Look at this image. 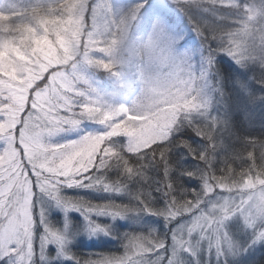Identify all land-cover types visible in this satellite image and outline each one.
I'll return each mask as SVG.
<instances>
[{"label": "snow or ice", "instance_id": "snow-or-ice-1", "mask_svg": "<svg viewBox=\"0 0 264 264\" xmlns=\"http://www.w3.org/2000/svg\"><path fill=\"white\" fill-rule=\"evenodd\" d=\"M170 2L201 41L198 62L190 51H178L177 36L163 23L151 33L143 30L133 42L132 29L140 31L147 0L128 5L0 0V259L8 264H36L37 257L40 264H54L58 257L72 264H182V254L195 258L206 249L227 264V256L264 243V139H246L240 151L218 163L225 121L209 103L222 91L218 55L242 69H257L253 78L264 86V25L245 26L240 14L246 9L264 16V0H240V9L227 16L222 13L232 8V0ZM193 9L233 27L194 20ZM137 69L140 86L130 94L128 77ZM86 123L100 130L84 132ZM185 127L206 147L193 148L184 139L173 143ZM73 131L82 135L53 143ZM180 147L198 164L179 175L199 180V190L170 178L176 170L170 153ZM151 169L163 178H150ZM113 171L116 176L109 178ZM132 183L148 187L130 192ZM65 188L127 192L135 203H92L64 196ZM153 191L161 194L163 207L154 206ZM42 197L65 214L80 213L91 231L105 235L110 229L93 216L115 221L147 214L162 218L166 227L187 219L171 230L170 246L155 230L125 233L122 256L83 259L68 254V222L63 231L54 230ZM233 220L250 230L247 247L228 231ZM50 246L57 256L48 255Z\"/></svg>", "mask_w": 264, "mask_h": 264}, {"label": "rangeland", "instance_id": "rangeland-1", "mask_svg": "<svg viewBox=\"0 0 264 264\" xmlns=\"http://www.w3.org/2000/svg\"><path fill=\"white\" fill-rule=\"evenodd\" d=\"M135 2H137V0H115V3L118 5H128ZM171 5L170 0H147V4L145 6L147 8L145 11H142L140 31L145 29L147 22L153 17H161V12H164L166 15H172L174 13L179 14L171 8ZM157 9H160V12H155ZM190 15L193 16V10ZM197 41L198 40L194 39L192 43ZM220 61L224 62L229 67L223 70L224 76H222V79L219 72L221 89L227 94L226 101L223 105H216V107L213 108V113L221 115L225 121L221 137L224 146L216 153V158H219L221 161L222 158L227 157L234 152L240 151L244 147V143L240 138L242 137L241 134L243 133L242 131L244 128L248 130L246 132L259 134L262 139V130H264V101H262V86L256 82V79L253 78L254 74L258 71L257 69L254 67L242 69L226 55H218L216 57V66ZM217 69L218 71L220 70L218 67ZM98 78L103 79V74H99ZM38 83L43 84L42 81H39ZM225 87L228 91L225 90ZM83 128L84 132L100 130L98 125L91 123H86ZM185 128H183L182 131ZM80 135H82L81 132L73 131L67 135H60L56 137L53 140V143H62L68 140H73L78 138ZM176 135L177 133L172 137L173 143L177 141ZM247 138H249V136H247ZM121 143H123V141H121ZM189 143L192 145V141ZM192 147L196 148V145L193 144ZM176 149L178 148H175V150ZM189 158L191 159V156ZM186 163V161H183L181 166H187ZM32 178L35 179V177ZM199 187L200 182L196 185H192L190 189L199 190ZM137 190L138 189L131 190L129 187L130 192H135ZM36 191L38 192V189H36ZM63 195L74 199L82 198L92 203H104L109 201H115L116 203L127 205L135 203V201L131 200L130 195L127 192L121 194H109L99 190L65 188L63 190ZM41 199L45 201L42 206L46 207L50 226L54 230L63 231L65 221L68 222V230L65 233L66 239L69 241L67 245L68 254L83 259L95 257L98 254H114L116 256H122L124 254L122 236L125 233L146 234L150 230H155L157 234L164 238L166 243L170 246L172 243L170 237L171 230L187 219H178L175 223L167 227L165 226L164 220H162L164 230L162 231L163 234H161L159 232L160 227L158 228L157 222L147 214H130L124 219L118 218L115 221H113L110 217L93 216L91 219L94 222L100 224L101 226H107L110 231L108 235L97 233L96 236L89 239L85 234L87 222L80 215V213L70 211L65 214L61 208L47 202L46 197H42ZM40 206L41 205H38V207ZM41 231L42 229L38 226L36 229L37 239ZM228 231L230 232L233 240L238 243L241 248L247 247L252 239L250 230H245L242 222L238 220H233L228 225ZM124 243H127V241ZM163 251L165 253L166 261L168 258V249L166 248ZM47 253L50 257L57 256V248L50 246ZM263 255L264 243H259L249 247L246 252L229 255L226 259L227 264H259L262 263ZM180 259L182 264H224L225 258L217 259L215 254L209 256L207 250L205 249L201 250L195 258L185 253L181 255ZM0 264H8L7 259H0ZM36 264H40L39 257L36 259ZM54 264H72V261L58 257L54 261Z\"/></svg>", "mask_w": 264, "mask_h": 264}, {"label": "trees", "instance_id": "trees-1", "mask_svg": "<svg viewBox=\"0 0 264 264\" xmlns=\"http://www.w3.org/2000/svg\"><path fill=\"white\" fill-rule=\"evenodd\" d=\"M91 2V0H90ZM147 7H145L142 11H145ZM171 8L173 10L174 6L171 5ZM155 12H160V9H157ZM158 14V13H157ZM161 17L163 18L164 21H166V23L168 24L170 30L172 31V33L177 36V37H181V43H180V47L184 50L190 51L193 55H194V60L195 61H199L200 59V49H201V41L197 38V36L195 35V33L192 31L191 25L189 23V20L187 17L179 14H170V15H166L164 12L160 13ZM192 18L194 20H203V21H208L210 23H216V20L213 16H211L209 13H203L199 10H195L193 9V16ZM198 40L195 43H192L193 40ZM217 67L220 69L219 72L221 74V79L222 76H224L223 74V70L226 68H229L224 62L220 61L219 63H217ZM225 90L228 91V89L225 87ZM262 101H264V86H262ZM248 130H246L245 128L243 129V133L241 134L242 137L241 140L244 141L247 138V136H249V138H258L261 139L259 134H254L252 132H246ZM177 140L180 139H184L187 140L188 142L192 141V146L193 144L196 145V148L198 149H203L204 147H206V141L202 140L200 137L196 136L195 133L189 129V128H185L183 131L180 130L179 133H177L176 135ZM262 139H264V130H262ZM200 145H199V144ZM198 144V145H197ZM195 148V147H194ZM221 150V149H220ZM184 153V154H183ZM190 155L188 154L187 150L180 147L178 149H174L171 153H170V162L174 165V168L176 170H174L171 174V179L172 180H179L180 185L185 188V189H190L192 185H196L199 183V180L194 179V178H189L187 176H181L179 175L180 170L183 169H187V170H194L197 167L198 162L194 159L189 158ZM217 162H220L219 158H216ZM186 161V165L185 167H182V162ZM148 175L150 176V178H152L153 180H160L163 178L162 172L156 170V169H151L148 173ZM109 178H113L116 176V172H109L108 173ZM131 190L134 189H140V188H146L148 187V185L145 184H137V183H132L129 185ZM152 195L154 197V201L153 204L156 208H161L164 206V200L161 197L160 193H157L155 191L152 192ZM129 205V204H128ZM145 215V214H144ZM151 218H153L157 224H158V228L160 227V233L163 234V222H162V218H158L155 216H151L149 215ZM169 228V227H168ZM259 264H264V255L262 256V263Z\"/></svg>", "mask_w": 264, "mask_h": 264}, {"label": "clouds", "instance_id": "clouds-1", "mask_svg": "<svg viewBox=\"0 0 264 264\" xmlns=\"http://www.w3.org/2000/svg\"><path fill=\"white\" fill-rule=\"evenodd\" d=\"M202 3H206V4H214L217 2V0H201ZM241 7V3L240 0H232V8L224 11L222 13V15H232L234 14L236 11H238ZM243 17V24L245 26H248L250 24H255V23H260L262 25H264V16H256L254 14H250L247 12V10L245 9L243 12L240 13ZM216 20V19H215ZM158 23H163L165 24L167 27V23L166 21L163 20V18L161 17H153L151 20H149L147 22V25L144 29V31H147L148 33H151L152 29L158 24ZM216 24H219L221 28L227 29V28H231L233 27L232 25L227 24L226 22H222V21H218L216 20ZM144 31H138L136 28L132 29V33L133 36L131 37V39L133 40V42H135L136 40H139L143 35H144ZM182 38L181 37H177L176 39V47L178 49V51L180 52H184L185 50L182 49L180 47V43H181ZM195 61V60H194ZM129 81H130V94H134L137 92V89L140 86V75H139V70L137 69L136 71L132 72L129 75ZM226 96L227 94L223 91H221L219 96H210V106L211 108H215L216 105H223L226 101ZM214 115H217L215 113H213ZM221 120L224 121V119L222 118L221 115H219ZM260 223L264 224V218H260ZM252 226V223H249V227ZM85 234L87 235V237L89 239L93 238L94 236H96V232L91 231L88 226L85 228ZM229 253H232V250L229 249Z\"/></svg>", "mask_w": 264, "mask_h": 264}]
</instances>
